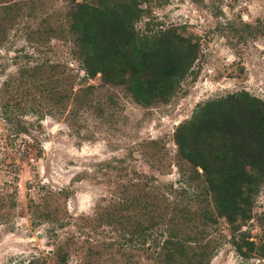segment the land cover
<instances>
[{
    "label": "rangeland",
    "instance_id": "obj_1",
    "mask_svg": "<svg viewBox=\"0 0 264 264\" xmlns=\"http://www.w3.org/2000/svg\"><path fill=\"white\" fill-rule=\"evenodd\" d=\"M115 1L126 0L104 3ZM136 1L144 10L133 23L136 32L171 29L197 46L189 73L166 103L133 102L127 85L133 61L127 55L104 65V74L85 77L76 34L68 32L71 23L93 25L86 38L95 60L115 52L117 43L106 20L88 23L83 7L74 16L69 12L77 4L97 7L98 0H0V16L3 5H12L0 29V104L18 100L9 118L0 105V264H155L154 243L164 237L163 225L127 242L106 212L145 196L157 214L169 202L177 215H192L209 199L205 184L222 190L231 174L238 175L220 153L222 136L214 143L189 136L185 153L209 173L202 176L196 167L201 176L188 182L189 165L177 156L173 131L207 101L246 92L264 103V0ZM45 75L66 94L59 103L37 99L33 87ZM133 80L157 88L148 73ZM25 90L30 95L23 98ZM21 123L27 134L17 131ZM249 144H242L243 151L254 147ZM242 169L248 172L249 165ZM191 223L201 228L196 216ZM242 237L254 246L264 243V182L250 219L237 231L229 232L223 218L204 228L211 251L202 264H264L236 254L233 243Z\"/></svg>",
    "mask_w": 264,
    "mask_h": 264
},
{
    "label": "trees",
    "instance_id": "obj_2",
    "mask_svg": "<svg viewBox=\"0 0 264 264\" xmlns=\"http://www.w3.org/2000/svg\"><path fill=\"white\" fill-rule=\"evenodd\" d=\"M98 4L100 8L98 5L89 7L77 4L70 8L69 12L71 16H74L77 10L83 7L88 23L106 20L108 32L117 43L115 52L112 54L103 52L100 60H95L86 38L87 32L90 31L89 34L93 32V25L89 24L84 28L78 26L76 20L71 23L68 32L76 34V54L80 59L81 70L85 77L92 78L96 73L104 74L106 71L103 68L104 65L115 63L121 56L127 55L133 61L132 79L127 81L133 102L139 105H150L156 100L166 103L175 93L179 81L189 73L196 56L197 46L190 43L188 38L177 36L171 29L160 31L156 35L136 32L133 29V23L144 11L136 0L115 1L111 4L98 0ZM11 10L12 5L2 6L0 29L7 21L5 16ZM142 72L156 78L157 88L147 90L133 80ZM58 82L50 76H43V80L36 82L33 87L39 92L37 99L44 96L59 103L66 94L57 92ZM31 85H33L32 82ZM26 91L23 92V98L30 95ZM55 95L58 96L54 98ZM0 105L5 117L15 111L18 100L14 98L7 101L6 99ZM224 106L230 109L223 111ZM246 112L250 115L247 118L245 115L242 116ZM30 113L37 114L33 109ZM40 116L37 114L39 120ZM263 122L264 103L250 97L246 92L231 94L223 99L207 101L197 106L190 119L178 124L173 131L177 156L189 165L188 182H194L201 176L196 171V167L200 168L202 176L206 177L209 173L206 165L196 162L185 153V143L189 136H208L207 139L211 140V143H214L215 136H222L225 142L220 144V153L226 155L230 166H236L238 175L231 174L226 183L228 188L222 190L210 183L205 184L202 188L205 194L209 195V199L205 206L200 207L197 213H191L192 215L183 211L177 215L178 210L169 202H163V209L157 214L155 206L148 202L145 196H135L128 199V204L122 203L114 210L106 212L108 223L119 225L123 233L127 234L125 238L127 242L131 241V237L143 236L148 230L161 224L165 234L159 243H154L157 248L154 254L155 264H202L211 251L208 242L203 240L205 227L214 225L217 219L223 218L228 231L233 233L239 229L240 223L243 224L250 219L253 197L257 194L259 185L264 182ZM17 129L19 133H28L22 123L17 124ZM245 141L250 143L249 145L254 144V147L247 145L248 151L245 149L243 151L242 144ZM27 148L28 146L20 150L21 156L26 155ZM38 153V151L35 152V155L38 156ZM246 163L249 165L248 172L242 169ZM192 198V201L197 200L195 196ZM128 210L130 214H122ZM194 216L197 217L198 225L201 227L199 229L194 224H190ZM233 248L242 258L256 256L264 259V243L262 242L254 246L242 237L239 242L233 243Z\"/></svg>",
    "mask_w": 264,
    "mask_h": 264
},
{
    "label": "built area",
    "instance_id": "obj_3",
    "mask_svg": "<svg viewBox=\"0 0 264 264\" xmlns=\"http://www.w3.org/2000/svg\"><path fill=\"white\" fill-rule=\"evenodd\" d=\"M264 260V259H263Z\"/></svg>",
    "mask_w": 264,
    "mask_h": 264
}]
</instances>
